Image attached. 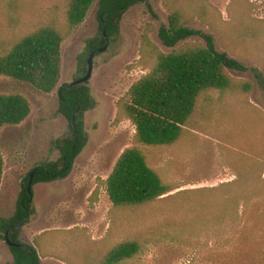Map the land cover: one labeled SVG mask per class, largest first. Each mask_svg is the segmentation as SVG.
Wrapping results in <instances>:
<instances>
[{
  "label": "rangeland",
  "instance_id": "1",
  "mask_svg": "<svg viewBox=\"0 0 264 264\" xmlns=\"http://www.w3.org/2000/svg\"><path fill=\"white\" fill-rule=\"evenodd\" d=\"M98 1L69 30L68 0H0V51L43 25L67 34L53 91L0 76V93H20L32 108L21 124L0 128V228L16 210L24 178L40 163L57 160L58 142L72 132L59 111L58 89L87 72L88 41L101 37ZM149 3L152 9L143 2L129 8L119 34L96 53L87 82L94 106L81 116L86 146L67 178L33 185L35 212L18 227V238L36 247L42 264H100L127 239L138 240L141 250L123 264H264V87L254 71L264 74V0ZM175 8L188 26L213 35L219 51L246 65L229 73L253 88L206 92L179 141L148 148L152 166L179 188L138 207H116L106 179L121 153L136 144L135 125L120 102L155 64L144 52L145 37L164 52L174 49L158 30ZM189 40L204 42L200 36ZM12 261L0 236V264Z\"/></svg>",
  "mask_w": 264,
  "mask_h": 264
},
{
  "label": "trees",
  "instance_id": "2",
  "mask_svg": "<svg viewBox=\"0 0 264 264\" xmlns=\"http://www.w3.org/2000/svg\"><path fill=\"white\" fill-rule=\"evenodd\" d=\"M95 1L68 0L69 30L85 21ZM139 2L152 9L149 0H99L101 37L88 41V53L115 38L124 13ZM66 36L51 24L25 34L10 49L0 51V76L29 83L42 92L53 91L61 77L62 44ZM158 36L165 46L174 49L164 52L145 37L144 52L155 59V64L131 86L120 102L121 112L135 125L136 144L121 153L106 179L107 193L116 207H138L179 188L166 181L152 166L148 148L179 141L206 92L229 89L248 92L253 88L251 82L236 81L229 73V69L245 71L246 65L227 52L219 51L213 35L188 26L181 8L171 11L168 23L161 24ZM194 36H200L204 42L190 41ZM254 71L264 87V74L259 69ZM58 94L59 111L71 121L72 132L58 142L60 157L57 160L42 162L33 169V185L67 178L87 143L81 116L94 106L87 82L62 84ZM31 110L30 101L24 95L0 93V128L21 124ZM3 173L4 157L0 151V188ZM29 177L30 174L23 180L14 214L4 220L0 228V236L6 238V232L10 230L11 239L17 243L9 246L13 255L9 264H42L39 251L34 245L19 240L16 227L17 223L29 222L35 212L33 190H28ZM140 250L138 240H124L112 248L100 264H123Z\"/></svg>",
  "mask_w": 264,
  "mask_h": 264
},
{
  "label": "water",
  "instance_id": "3",
  "mask_svg": "<svg viewBox=\"0 0 264 264\" xmlns=\"http://www.w3.org/2000/svg\"><path fill=\"white\" fill-rule=\"evenodd\" d=\"M108 48V44L104 45L103 47H100L98 50H94L89 54V58L87 60L88 63V68H87V72L84 76L78 78L77 80H75L74 82H72L73 85H81L84 84L86 82H88L92 75H93V61L95 58L96 53L98 52H104L105 50H107ZM73 124L75 125V119H73ZM33 177H34V171H32L30 173V177H29V183H28V190L29 192H31L32 187H33ZM24 223L20 222L16 224V227L18 228L19 226L23 225ZM6 242L9 246H15L17 245L16 242H14L11 237H10V230H8L6 232Z\"/></svg>",
  "mask_w": 264,
  "mask_h": 264
}]
</instances>
